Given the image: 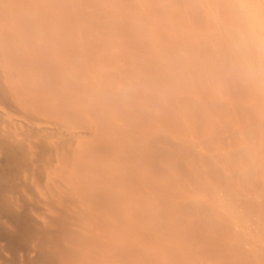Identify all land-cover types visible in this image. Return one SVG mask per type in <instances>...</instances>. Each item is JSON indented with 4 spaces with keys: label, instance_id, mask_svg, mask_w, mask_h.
<instances>
[{
    "label": "bare ground",
    "instance_id": "bare-ground-1",
    "mask_svg": "<svg viewBox=\"0 0 264 264\" xmlns=\"http://www.w3.org/2000/svg\"><path fill=\"white\" fill-rule=\"evenodd\" d=\"M151 3L0 0V264H236V245L243 264H264L249 249L255 233L264 246V131L252 125L253 95L264 116L262 5L202 29L188 0L164 22ZM212 28L229 37L216 57L204 55ZM223 41L243 44L240 61ZM216 66L251 84L200 82ZM233 130L236 154L203 161ZM226 161L249 167L239 185L210 175L230 173Z\"/></svg>",
    "mask_w": 264,
    "mask_h": 264
},
{
    "label": "rangeland",
    "instance_id": "rangeland-1",
    "mask_svg": "<svg viewBox=\"0 0 264 264\" xmlns=\"http://www.w3.org/2000/svg\"><path fill=\"white\" fill-rule=\"evenodd\" d=\"M92 1H96V0H92ZM103 1H109V0H103ZM126 4H130L131 0H123ZM184 0H151V6L152 8L156 11L157 15H159V18L162 22L166 21L165 18L168 15V12L172 9V8H177L179 9L180 5L183 3ZM189 1V6H190V10H189V17L191 22H193V24L196 23V21L198 22V20H200L203 25L206 28V24L209 23L210 18L212 17H216V16H221L222 19L228 20L230 17L231 13H234L231 9V7L234 8L235 13L243 20V21H247L245 14H244V9L247 7V9H251L252 6H261L262 7V11L264 10V0H249V4L245 5L244 3L240 4L239 1L237 0H224V2L227 4L224 9H220L219 11H215V9L209 8L210 6H214V2L216 0H188ZM200 2H204V6L205 8H201L199 6ZM260 3L259 5L257 4ZM257 4V5H256ZM260 7V8H261ZM264 14V11H263ZM123 22H125V20H123ZM197 24V23H196ZM200 28L203 29V27L199 24H197ZM197 26V27H198ZM194 30V28H193ZM160 33V32H159ZM158 33V34H159ZM209 35L207 37L204 38V45L206 48V51L204 52L205 56H215V53L213 51V47L212 45L216 42V40L218 39L219 36L222 35L221 31L218 28H212V30L208 31ZM247 35V34H245ZM223 36V35H222ZM222 38H224V40L226 41V43H229V37H225L223 36ZM250 38V37H249ZM251 39V38H250ZM192 38L187 42L188 43V47L189 44L191 43ZM242 41V40H241ZM252 43H253V39H251ZM224 42V41H223ZM227 43V44H228ZM251 44V42H248L247 45L249 46ZM242 45H240L239 49L236 50V52H234L231 49V46H225V42H224V50L222 51L221 55L226 57L227 62H229L231 59H233L235 56H237L238 60L240 61V57L241 56V51H242ZM188 56L190 57V55H195L197 58L198 52L194 51V49H190V51L187 53ZM220 55V56H221ZM216 57V56H215ZM218 59V58H217ZM216 59V60H217ZM244 70H236V72L233 74H229V73H224L218 75V67H214L211 71L210 69H206L204 72V76L201 77V81L200 82H206L207 80H214L217 84H218V89L224 91L225 87L228 85H235V83L237 84V89L239 91L243 90V89H247L246 85L251 84L248 80L245 79V75ZM236 87V85H235ZM261 102L263 103V100L261 101V96L258 95L255 96L253 95V119H252V125L254 128V131L256 134L259 133V131L261 129H263L264 131V116H261V112H260V105ZM219 103V102H218ZM264 105V104H263ZM209 106V105H206ZM244 106V107H243ZM247 106L249 105H238L235 108H230L227 113L229 114V116L234 115L235 113H240L239 111H242L243 108L247 109ZM222 110V108L220 109ZM220 138L222 139L221 144H220V149L216 152H214L213 154H211L209 151H204L202 154V158L203 161H208V162H213V161H222V159L225 157V155L229 157H232L236 154L237 152V148L235 144H231L228 143L229 141H232L234 138H238L240 137V132L238 130H233V131H223L221 133H219ZM258 138V137H257ZM150 145V146H149ZM155 144H153V142H150L147 147H152ZM155 147V146H154ZM153 149V147L151 148ZM156 149L158 150L157 146ZM187 150H191L190 148H187ZM224 166H228L230 168V173L225 172L223 170H218V172H211L210 175L214 176V177H220L221 180L219 181V184L222 186H227L228 182H232L233 186L234 185H239V181L242 178V174L244 169L249 168V167H240L235 163H230L228 164V161H226L224 163ZM179 171H182L185 168V162H184V158L180 159L176 166H175ZM250 173L247 174L245 172L244 176L247 178L248 175V181L250 182H254L256 180H259L261 177L258 178H252L255 177V174H257V172L253 171V169H249ZM252 171V172H251ZM254 174V175H252ZM228 181V182H227ZM243 184V181H242ZM244 185V184H243ZM256 190L258 191L259 189L257 187H255ZM262 194H261V199L259 203H256V207L260 208V216L257 215V224H261L262 222H264V189L262 188ZM169 213V210H163V208L160 209V211L158 212V217L161 219L165 218L166 215ZM192 215H190V212H188L187 214L184 215H178L176 218V223H182L183 221L187 220L188 218H190ZM260 234L255 233V240L249 243V249L251 251H253L252 253L257 257L263 260L264 262V246L262 244V238L259 236ZM242 242H247V240H240L239 239V243ZM124 247V246H123ZM233 250L235 251L236 255H235V260H236V264H243L245 261V258L243 256L242 250L239 248V245H236ZM134 260V259H132ZM256 262V260H255ZM257 263V262H256ZM122 264H128V262H122ZM229 264V263H227ZM235 264V263H232Z\"/></svg>",
    "mask_w": 264,
    "mask_h": 264
}]
</instances>
